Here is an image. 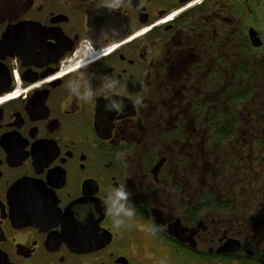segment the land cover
<instances>
[{
    "label": "flooded vegetation",
    "instance_id": "af4514ba",
    "mask_svg": "<svg viewBox=\"0 0 264 264\" xmlns=\"http://www.w3.org/2000/svg\"><path fill=\"white\" fill-rule=\"evenodd\" d=\"M26 2L0 11V264H264V0Z\"/></svg>",
    "mask_w": 264,
    "mask_h": 264
},
{
    "label": "clouds",
    "instance_id": "9594fccd",
    "mask_svg": "<svg viewBox=\"0 0 264 264\" xmlns=\"http://www.w3.org/2000/svg\"><path fill=\"white\" fill-rule=\"evenodd\" d=\"M118 83H119V81L113 79V83L111 85H109L108 87L111 90H114ZM77 88H78V86H75V85L72 86L73 91H77ZM83 96L85 98L91 97L92 96V92L91 91L85 92V93H83ZM136 102L139 103L140 102V98H137V101ZM112 109L122 110V108H121V102H117V101L114 100L112 102L111 107L109 108V110H112ZM118 195L121 198H124L127 194L122 191V192L118 193ZM122 210H124V206L123 205H120L118 208L115 209V215H118ZM125 215L131 216L132 213L130 211H128V210H125ZM114 223L119 226L120 224L123 223V221L122 220H114Z\"/></svg>",
    "mask_w": 264,
    "mask_h": 264
},
{
    "label": "water",
    "instance_id": "95a60500",
    "mask_svg": "<svg viewBox=\"0 0 264 264\" xmlns=\"http://www.w3.org/2000/svg\"><path fill=\"white\" fill-rule=\"evenodd\" d=\"M9 7L11 9H15L19 13L21 11H24L27 8V2L26 0H0V11L1 10H8ZM163 165V161L157 164V166L154 168V173L157 175L161 171V166Z\"/></svg>",
    "mask_w": 264,
    "mask_h": 264
}]
</instances>
